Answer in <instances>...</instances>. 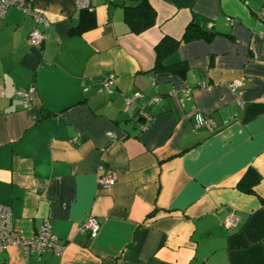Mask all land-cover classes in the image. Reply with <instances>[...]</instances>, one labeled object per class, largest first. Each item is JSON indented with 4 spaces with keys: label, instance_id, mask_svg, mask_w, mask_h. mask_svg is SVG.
<instances>
[{
    "label": "crops",
    "instance_id": "crops-1",
    "mask_svg": "<svg viewBox=\"0 0 264 264\" xmlns=\"http://www.w3.org/2000/svg\"><path fill=\"white\" fill-rule=\"evenodd\" d=\"M87 1L94 24L80 33L77 0H28L46 28L13 5L0 20V203L23 238L47 220L64 243L0 248V264H264L262 0H147L155 23L137 34L124 8L141 0ZM190 23L201 34L184 42ZM165 36L182 73L152 70ZM248 170L259 180L239 186ZM107 171L110 188L98 185Z\"/></svg>",
    "mask_w": 264,
    "mask_h": 264
},
{
    "label": "built area",
    "instance_id": "built-area-1",
    "mask_svg": "<svg viewBox=\"0 0 264 264\" xmlns=\"http://www.w3.org/2000/svg\"><path fill=\"white\" fill-rule=\"evenodd\" d=\"M28 0H0V20L3 18L6 9L13 5L21 10L24 14L31 15L37 23L42 24L45 28L48 26V21L46 18L36 12L34 9L30 8L27 5ZM79 7H86L88 5L87 0H77ZM258 19L262 26H264V0L260 10L258 12ZM45 35L38 29H33L28 35V42L31 45L40 47L44 42ZM116 76L113 73H108L100 79V83L103 88L110 92L112 86L115 84ZM233 85H238L239 81H234ZM32 91L30 89L27 92H23V96L26 100L29 98V94ZM2 92L0 91V94ZM141 95L134 93L132 96L125 97V104L127 107L134 105V100ZM161 98L159 95H151L148 98L149 103L157 102ZM137 117L143 120L141 128L145 129L148 123L151 121L152 116L144 111L141 107L136 111ZM211 121L209 118H203L198 116L195 121L196 127L210 125ZM110 137H113V132L107 133ZM101 167V166H100ZM115 176L107 171L102 176L98 177V185L104 188H110L115 184ZM237 223V216L234 212H230L228 216L224 219L223 224L227 227L234 226ZM100 228V224L94 217H88L87 220L81 224V229L87 231L91 237H94ZM11 246H18L26 250L35 251L38 253L44 251H51L55 254H60L63 250L64 243L57 236L51 232V226L47 220L43 222L38 231L31 238H23L15 229L12 217L11 210L7 204L0 203V248L3 250L8 249Z\"/></svg>",
    "mask_w": 264,
    "mask_h": 264
},
{
    "label": "trees",
    "instance_id": "trees-1",
    "mask_svg": "<svg viewBox=\"0 0 264 264\" xmlns=\"http://www.w3.org/2000/svg\"><path fill=\"white\" fill-rule=\"evenodd\" d=\"M155 11L149 5L147 0H141L136 5L127 6L124 8V21L129 27L130 31L133 33H140L145 29L151 27L155 23ZM93 15L92 12L88 11L86 8L80 10V18L77 26H75L71 31L73 33H80L86 28L93 26ZM201 29L190 23L186 26L182 41H190L196 39L200 36ZM178 41L165 36L161 41L155 46V62L152 70L154 72L163 71L166 69H172L177 72L183 71L184 67L181 69L178 68L183 62L169 63L167 62V57L174 51L178 45ZM259 180V176L255 175L252 170H248L245 175L239 181L240 185H249L256 183ZM246 189L248 192L251 191V188Z\"/></svg>",
    "mask_w": 264,
    "mask_h": 264
}]
</instances>
